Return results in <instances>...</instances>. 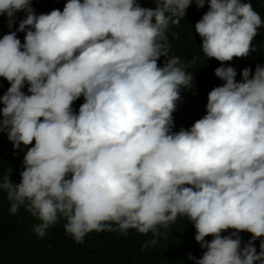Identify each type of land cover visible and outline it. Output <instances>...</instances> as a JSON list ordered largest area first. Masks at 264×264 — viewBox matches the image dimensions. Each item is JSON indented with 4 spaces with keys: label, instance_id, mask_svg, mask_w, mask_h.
<instances>
[{
    "label": "clouds",
    "instance_id": "obj_1",
    "mask_svg": "<svg viewBox=\"0 0 264 264\" xmlns=\"http://www.w3.org/2000/svg\"><path fill=\"white\" fill-rule=\"evenodd\" d=\"M262 3L0 0V141L27 147L19 183L0 173L11 213L41 238L63 219L77 243L182 216L195 264H264V67L237 82L233 61L255 51ZM183 21L214 58L198 82L171 57Z\"/></svg>",
    "mask_w": 264,
    "mask_h": 264
},
{
    "label": "trees",
    "instance_id": "obj_2",
    "mask_svg": "<svg viewBox=\"0 0 264 264\" xmlns=\"http://www.w3.org/2000/svg\"><path fill=\"white\" fill-rule=\"evenodd\" d=\"M261 10L264 14V3ZM177 32L171 57H179L186 68L194 72L192 81L198 82L199 70L214 58L204 56L200 47L202 38L186 21L180 23ZM252 45L255 51L247 57L233 59L242 68L235 77L237 82H242L243 69L249 68L254 73L257 65L264 67V27ZM5 91L0 88V96ZM8 142L0 141V173L12 169L10 179L19 183L27 147L21 145L20 149H14L12 142ZM31 146L34 142L28 147ZM39 223L41 221L23 206L15 214L11 213L7 195L0 194V264H195L189 255L199 259L206 251L195 240L194 225L182 216L167 229L161 227L158 236L151 232L140 234L135 229L121 232L113 224V231H93L85 236L82 243L66 234L63 227L66 221L63 219L50 226L42 238L34 231V226ZM232 231L221 235H231ZM239 236L241 247L252 238L248 232H240ZM212 239V236L205 237L206 241ZM153 240L156 241L154 244L151 243ZM261 240L264 237L254 241L257 253Z\"/></svg>",
    "mask_w": 264,
    "mask_h": 264
},
{
    "label": "bare ground",
    "instance_id": "obj_3",
    "mask_svg": "<svg viewBox=\"0 0 264 264\" xmlns=\"http://www.w3.org/2000/svg\"><path fill=\"white\" fill-rule=\"evenodd\" d=\"M36 3V2H35Z\"/></svg>",
    "mask_w": 264,
    "mask_h": 264
}]
</instances>
